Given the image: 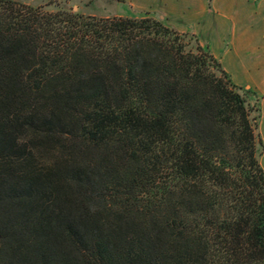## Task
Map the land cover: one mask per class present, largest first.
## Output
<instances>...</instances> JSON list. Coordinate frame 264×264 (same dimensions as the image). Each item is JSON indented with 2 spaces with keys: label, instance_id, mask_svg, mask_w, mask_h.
Segmentation results:
<instances>
[{
  "label": "trees",
  "instance_id": "16d2710c",
  "mask_svg": "<svg viewBox=\"0 0 264 264\" xmlns=\"http://www.w3.org/2000/svg\"><path fill=\"white\" fill-rule=\"evenodd\" d=\"M252 97L161 20L0 0V264H264Z\"/></svg>",
  "mask_w": 264,
  "mask_h": 264
},
{
  "label": "rangeland",
  "instance_id": "374dc122",
  "mask_svg": "<svg viewBox=\"0 0 264 264\" xmlns=\"http://www.w3.org/2000/svg\"><path fill=\"white\" fill-rule=\"evenodd\" d=\"M13 1L42 7L47 12L62 9L97 19L146 17L161 20L169 27L156 8L157 0ZM207 8L213 19L208 36L211 44L208 52L219 62L234 85L240 88L247 86L254 93V97L249 98V105L254 110L258 109L252 115L256 117L257 158L264 171V1L211 0ZM187 35L196 38L192 34Z\"/></svg>",
  "mask_w": 264,
  "mask_h": 264
},
{
  "label": "crops",
  "instance_id": "0c3cea01",
  "mask_svg": "<svg viewBox=\"0 0 264 264\" xmlns=\"http://www.w3.org/2000/svg\"><path fill=\"white\" fill-rule=\"evenodd\" d=\"M157 5L161 19L171 29L192 34L201 47H210L208 36L213 19L206 0H157Z\"/></svg>",
  "mask_w": 264,
  "mask_h": 264
}]
</instances>
